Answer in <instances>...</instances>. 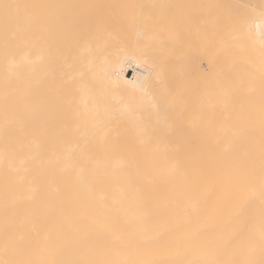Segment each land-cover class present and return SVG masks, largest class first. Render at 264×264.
<instances>
[{"label": "bare ground", "instance_id": "1", "mask_svg": "<svg viewBox=\"0 0 264 264\" xmlns=\"http://www.w3.org/2000/svg\"><path fill=\"white\" fill-rule=\"evenodd\" d=\"M130 1L0 0V264H264V0Z\"/></svg>", "mask_w": 264, "mask_h": 264}, {"label": "rangeland", "instance_id": "2", "mask_svg": "<svg viewBox=\"0 0 264 264\" xmlns=\"http://www.w3.org/2000/svg\"><path fill=\"white\" fill-rule=\"evenodd\" d=\"M122 4L123 5H125L126 7H128V6H131V5H137L138 4V0H134V1H130L129 3H124V2H122ZM199 4H200V12H201V14H202V16L200 17V21H202L201 22V25H200V27L201 28H203L205 25H206V23L204 24V21H206L207 19L205 18V15L207 16V15H209V12H211L212 11V8H211V6L210 5H212L211 4V1L208 3V0H199ZM204 5H207V6H204ZM204 7L206 8V9H204ZM204 11H206V12H204ZM255 15H251V17H254ZM250 17V18H251ZM245 20H243V18H240V21H246V19L247 18H244ZM151 20H156V19H154V18H152Z\"/></svg>", "mask_w": 264, "mask_h": 264}]
</instances>
